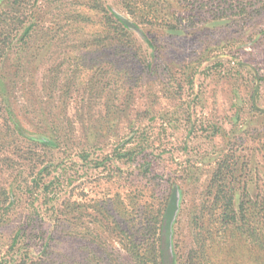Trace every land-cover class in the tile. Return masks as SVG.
Instances as JSON below:
<instances>
[{
    "label": "rangeland",
    "instance_id": "1",
    "mask_svg": "<svg viewBox=\"0 0 264 264\" xmlns=\"http://www.w3.org/2000/svg\"><path fill=\"white\" fill-rule=\"evenodd\" d=\"M263 2L197 0L193 20L183 11L165 17L180 30L169 33L164 19L150 23L128 0H107L128 19L139 16L153 61L135 34L108 19L103 0L2 2L0 258L140 264L173 183L183 190L171 244L178 264H264L258 235L199 212L231 151L246 163L251 196L264 194V113L250 99L258 87L264 108V7L250 13ZM16 18L33 24L20 42ZM18 125L54 145L27 140ZM86 153L107 159L93 167ZM40 176L58 177L46 196L33 181Z\"/></svg>",
    "mask_w": 264,
    "mask_h": 264
},
{
    "label": "trees",
    "instance_id": "2",
    "mask_svg": "<svg viewBox=\"0 0 264 264\" xmlns=\"http://www.w3.org/2000/svg\"><path fill=\"white\" fill-rule=\"evenodd\" d=\"M7 0H0V5L2 2ZM130 3L127 4L129 10L132 13V10L135 9L137 13L141 16H144L143 19H148L150 23H157L156 19H164V22L160 23L162 27H164L169 33L180 32L179 28H177L171 21V19H165V17L175 16L180 11H183L187 16V19L193 20L194 15L197 10V0H140L141 5H137L140 2L134 3L132 0H128ZM170 2H175L178 7V10H174L172 12V7ZM180 4H179V3ZM103 4L105 5L103 7ZM103 4L101 7L102 11L105 14H108V19H112L115 25L120 29V31H129L135 34L141 42L144 44L145 48L149 50V55L151 61H153V49L154 45L150 42L146 33L141 29L138 24L137 19L139 16L134 15V19H128L127 17L120 14L113 6L107 3V0H103ZM255 6V4H252ZM258 7V8H257ZM251 10L250 13H258L259 10L264 7L263 4L257 6ZM225 9V8H223ZM257 9V10H255ZM224 11V10H223ZM134 13V12H133ZM225 17V16H221ZM227 17V16H226ZM142 18V17H140ZM174 21H179L178 17L174 18ZM179 23V22H178ZM219 24L225 23L223 20L218 22ZM17 32L16 41L20 42L24 40V38L28 35L32 28V22L23 20L22 18H16L12 20L11 24ZM178 25V24H177ZM258 40V39H257ZM3 42V41H2ZM5 43V41H4ZM4 43L3 46L4 47ZM0 47V49H2ZM238 64H242L248 68V64L237 62ZM255 73L254 70H252ZM256 74V73H255ZM258 86V85H257ZM255 89V88H254ZM258 95V87L255 89L253 95H251V108L259 113H264V110L258 108L256 103ZM19 132L26 138L27 140L35 143L40 146H53L54 140L47 135L32 133L25 130L23 127L17 126ZM264 148V142L262 143ZM120 153L115 156L116 158H120ZM81 159L90 161L88 162L93 167H99L103 165L106 157H90L89 153L81 155ZM239 156L235 154L234 151L223 154L220 162H218L217 168L213 172L207 186L204 195L206 196L205 201L201 204L199 212L204 215L206 212L209 215H217V221L221 226L224 227H232L234 229H238L241 233L246 235L256 236L258 235V239L260 240V245L264 249V194H256L254 197L251 196V193L246 188V180L245 176L247 175L245 171H242V165H246L244 159L238 164ZM47 166H44L40 173L46 170ZM147 171V170H145ZM240 172V176H237V173ZM49 175V174H47ZM43 177L40 176L38 179L35 178L34 184L35 186L42 184V189L44 190L45 196L47 195V190L51 187L58 179V177H53L51 180L47 182H43ZM177 187L180 193V203L179 209L183 197V190L178 184L171 183V189L173 187ZM3 196H6V199L12 198V192L9 191L8 195L5 191H2ZM5 199V198H4ZM53 209L54 206H53ZM163 211V210H162ZM179 212V210H178ZM178 214V213H177ZM176 218L172 224V235L174 231V224ZM163 224H164V211L161 214V220L157 227V235L156 238L153 237L148 244L147 253L145 255L137 254V260L140 264H178L175 260V254L173 251V247L168 248L165 241V236L163 234ZM222 228V227H221ZM172 235H171V244H172ZM14 244V240H13ZM13 244L11 245V249L13 248ZM48 245H46V248ZM194 253V252H192ZM192 257V256H191ZM192 260V258H191ZM191 260L186 264H190ZM0 264H13L12 261L8 260L6 256L0 258ZM192 264V263H191Z\"/></svg>",
    "mask_w": 264,
    "mask_h": 264
},
{
    "label": "water",
    "instance_id": "3",
    "mask_svg": "<svg viewBox=\"0 0 264 264\" xmlns=\"http://www.w3.org/2000/svg\"><path fill=\"white\" fill-rule=\"evenodd\" d=\"M259 109L264 110V108H259ZM179 203H180V193H179L178 188L175 186L173 187L170 200L167 204V207L164 213L163 234L165 236V241H166V245L168 248H171L172 224L178 213Z\"/></svg>",
    "mask_w": 264,
    "mask_h": 264
}]
</instances>
